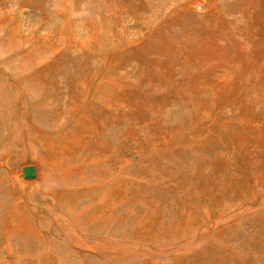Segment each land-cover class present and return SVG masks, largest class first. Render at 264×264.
I'll use <instances>...</instances> for the list:
<instances>
[{
    "label": "rangeland",
    "instance_id": "374dc122",
    "mask_svg": "<svg viewBox=\"0 0 264 264\" xmlns=\"http://www.w3.org/2000/svg\"><path fill=\"white\" fill-rule=\"evenodd\" d=\"M0 264H264V0H0Z\"/></svg>",
    "mask_w": 264,
    "mask_h": 264
},
{
    "label": "water",
    "instance_id": "95a60500",
    "mask_svg": "<svg viewBox=\"0 0 264 264\" xmlns=\"http://www.w3.org/2000/svg\"><path fill=\"white\" fill-rule=\"evenodd\" d=\"M36 168L33 166L25 167L23 169V177L27 180H32L36 177Z\"/></svg>",
    "mask_w": 264,
    "mask_h": 264
}]
</instances>
